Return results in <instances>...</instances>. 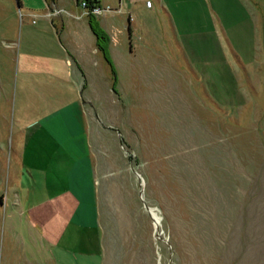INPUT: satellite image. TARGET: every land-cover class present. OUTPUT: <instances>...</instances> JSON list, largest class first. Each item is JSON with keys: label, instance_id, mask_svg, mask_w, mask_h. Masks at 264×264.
I'll return each instance as SVG.
<instances>
[{"label": "rangeland", "instance_id": "374dc122", "mask_svg": "<svg viewBox=\"0 0 264 264\" xmlns=\"http://www.w3.org/2000/svg\"><path fill=\"white\" fill-rule=\"evenodd\" d=\"M19 1L27 8L0 0V264H52L40 229L13 195L17 63L5 44L51 26L58 18L43 14L54 5L79 13L83 0ZM146 1L136 11L150 22L132 35L125 5L108 14L109 27L96 15L110 28L114 76L95 49L76 63L84 75L101 264H264V0H239L245 14L220 15L222 24H214L223 38L226 28L227 36L262 42L250 65L233 63L231 76L217 80L198 76L170 22L145 10ZM63 19V44H95L82 29L86 17ZM204 34L207 43L208 29ZM15 191L22 200L27 190Z\"/></svg>", "mask_w": 264, "mask_h": 264}, {"label": "crops", "instance_id": "0c3cea01", "mask_svg": "<svg viewBox=\"0 0 264 264\" xmlns=\"http://www.w3.org/2000/svg\"><path fill=\"white\" fill-rule=\"evenodd\" d=\"M97 1L99 5L112 7L110 2ZM141 2L117 0L119 7H112L101 16L109 27L108 14L121 13L120 8L125 5L127 29L132 35L146 26L144 22H150L138 18L136 9ZM146 3L150 6L145 10L150 8L170 22L180 50L203 79L230 77L233 63L246 68L262 43L254 38L227 36L226 28H223L224 38L213 30L216 22L222 24L220 15L245 14L239 0H147ZM19 7L27 8L24 1H20ZM55 9L65 10L54 5L43 14L48 19L58 18L56 21L50 19L52 27L45 25L31 34L28 30L23 40L20 36L18 42L5 44L15 52L17 63L13 73L14 112L12 107L9 121L12 153L17 164L13 195L19 204L27 206L29 220L40 229L39 235L48 245L45 256L48 261L52 264H101L102 241L82 101L84 75L80 67L83 55L89 56L93 49L101 51L93 33L95 44L88 48L81 42L63 44L60 36L65 29L63 16L79 20L87 18L88 14H83V8L79 13L65 10L59 14L53 13ZM81 26L84 34L88 28L92 32L90 27ZM108 27L102 28L110 36L108 49L113 62ZM206 29L209 31L207 43L204 42ZM42 31L50 36L43 37ZM209 84L217 95V81ZM16 188L27 190L22 200ZM32 197L35 199L31 200Z\"/></svg>", "mask_w": 264, "mask_h": 264}, {"label": "trees", "instance_id": "16d2710c", "mask_svg": "<svg viewBox=\"0 0 264 264\" xmlns=\"http://www.w3.org/2000/svg\"><path fill=\"white\" fill-rule=\"evenodd\" d=\"M86 3L92 7L95 4H98L97 0H84ZM18 6H20V1L17 0ZM87 20L89 27L96 38V46L101 51L104 59L107 61L108 65L110 66L111 72L113 76L115 74V68L113 62L109 56V43H110V36L109 34L100 26L99 21L97 20L96 16L93 14L87 15ZM114 77V82H115Z\"/></svg>", "mask_w": 264, "mask_h": 264}, {"label": "built area", "instance_id": "2783aa9c", "mask_svg": "<svg viewBox=\"0 0 264 264\" xmlns=\"http://www.w3.org/2000/svg\"><path fill=\"white\" fill-rule=\"evenodd\" d=\"M80 6L84 9L83 14H93V15H100L101 13L105 12V11H109L112 9V7L110 5H99V4H95L92 7H90L86 1H81ZM62 12H66L63 9H55V11L53 13L55 14H59ZM34 22V20H33Z\"/></svg>", "mask_w": 264, "mask_h": 264}, {"label": "water", "instance_id": "95a60500", "mask_svg": "<svg viewBox=\"0 0 264 264\" xmlns=\"http://www.w3.org/2000/svg\"><path fill=\"white\" fill-rule=\"evenodd\" d=\"M137 175L139 176V174H137ZM141 192H142V191H140V199H141L142 201H144L143 198H142V196H141ZM144 207H145V209L148 211V213H149L150 216H151V211H153L154 209L151 208L150 206L146 205L145 202H144ZM155 213H156V212H155ZM159 219H160V217L158 216V222H157V225L155 226L156 230H158Z\"/></svg>", "mask_w": 264, "mask_h": 264}]
</instances>
